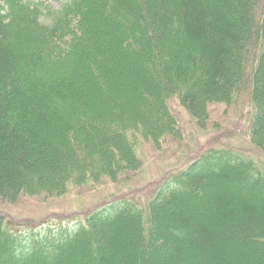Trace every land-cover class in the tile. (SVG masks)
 Masks as SVG:
<instances>
[{
  "label": "trees",
  "instance_id": "1",
  "mask_svg": "<svg viewBox=\"0 0 264 264\" xmlns=\"http://www.w3.org/2000/svg\"><path fill=\"white\" fill-rule=\"evenodd\" d=\"M259 2L66 0L46 25L41 1L0 0V197L16 198L33 180L63 193L76 180L118 182L142 168V144L160 149L181 136L173 96L205 127L210 104L244 90L252 60L249 133L264 153ZM121 92L123 108L111 99ZM87 223L74 233L37 228L23 243L0 216V264H264V169L213 150L147 208L118 199Z\"/></svg>",
  "mask_w": 264,
  "mask_h": 264
},
{
  "label": "rangeland",
  "instance_id": "2",
  "mask_svg": "<svg viewBox=\"0 0 264 264\" xmlns=\"http://www.w3.org/2000/svg\"><path fill=\"white\" fill-rule=\"evenodd\" d=\"M30 1L32 3L41 1L49 8L48 16L45 15L47 12H44L45 14L41 17V22L46 25L52 24V18L56 17L55 14L61 11L66 2V0ZM259 1L256 20L260 30L264 0ZM142 8H145L144 4ZM70 28L72 29L73 26L71 25ZM75 31H78L76 22ZM62 32L59 34L60 37L66 35ZM72 38L71 35L63 40L65 45L62 44L60 49L62 54L64 50H67L68 42ZM149 61V59H143L142 63ZM255 65L256 62L252 60L248 67L247 85L233 102L210 104L209 122L205 127H199L179 100L173 96L168 104L172 115L177 120L181 136L163 140L160 149L149 142L142 144L139 151V158L142 162L140 170L127 172L120 177L118 182L105 179L98 184H85L83 181L76 180V176L73 175L77 185L70 186L64 193V189L45 188L43 190V185L33 180L28 188L25 187L26 190L18 194L16 198L0 197V216L9 222V229L16 232L24 243L29 239L28 235L37 228L65 227L69 228L67 232L73 233L72 230L77 231L82 224L88 227L87 220L92 212L118 199H130L137 203L139 208L145 209L161 186L170 181L172 177L182 174L199 160L204 159L213 150H232L264 169V153L252 144L249 133L251 118L254 114L252 88L254 92L253 69ZM261 82L260 90L264 95V76ZM129 83L126 80L122 82L125 86ZM102 94L99 93L95 100L100 102L102 98H105ZM125 98L122 92L120 95L111 96L116 107L119 105L120 108H123ZM56 144L65 146L61 140H56ZM60 152L62 153V149L59 148V154ZM14 251L16 252V248ZM86 261L88 262L89 259ZM33 264L41 263L37 261Z\"/></svg>",
  "mask_w": 264,
  "mask_h": 264
},
{
  "label": "bare ground",
  "instance_id": "3",
  "mask_svg": "<svg viewBox=\"0 0 264 264\" xmlns=\"http://www.w3.org/2000/svg\"><path fill=\"white\" fill-rule=\"evenodd\" d=\"M72 231L77 232L76 230H72ZM74 232H73V233H74Z\"/></svg>",
  "mask_w": 264,
  "mask_h": 264
}]
</instances>
